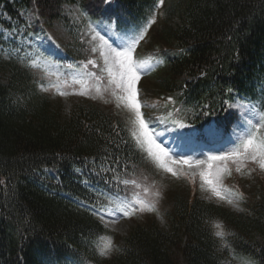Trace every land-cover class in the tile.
I'll return each mask as SVG.
<instances>
[{"label": "trees", "instance_id": "1", "mask_svg": "<svg viewBox=\"0 0 264 264\" xmlns=\"http://www.w3.org/2000/svg\"><path fill=\"white\" fill-rule=\"evenodd\" d=\"M155 2L0 0V264H264V174L231 172L240 210L206 201L191 186L171 187L160 205L165 227L145 216L125 235L110 233L95 207L131 177L154 192L158 173L108 109L81 101L63 115L24 56L3 57L19 38L60 21L69 41L57 43L56 57L84 60L86 22L135 29ZM65 4H76L82 20L69 23ZM152 40L160 56L149 81L156 122L224 135L239 118L234 102L264 106V0H167ZM105 234L116 248L101 258L94 247Z\"/></svg>", "mask_w": 264, "mask_h": 264}, {"label": "rangeland", "instance_id": "2", "mask_svg": "<svg viewBox=\"0 0 264 264\" xmlns=\"http://www.w3.org/2000/svg\"><path fill=\"white\" fill-rule=\"evenodd\" d=\"M65 11L75 20L80 17L76 6L67 5ZM27 21L31 22L29 15ZM150 22L151 27L145 33L156 35L160 29L159 17L155 18L153 14ZM107 30V28L97 29L93 26H89L85 30L89 38L85 37L84 41L91 49V63H81V67L70 72L64 69L59 70L57 64L50 62L41 54L34 55L32 61L42 66L41 77L44 79L45 85L43 89L41 88L42 91L48 93L55 104L60 105L63 115H67L81 101L90 100L121 119L136 143L154 163V170L159 174V177H156L158 184L166 185L165 188L169 186L163 201L169 199L171 187L176 191H181L179 189L188 190L191 186L204 200L231 209H239L241 198L237 188L232 185L234 177L231 172L234 170L245 179L246 177L251 178L253 173L261 176L264 174V168L260 167V163L264 162V109H258L257 106L249 102H236L233 107L238 112L239 121L232 126L228 135L220 138V141L218 139L215 143H207L194 138L183 139L177 133H172L167 129L158 130L157 124L150 121L148 117V110H151V107L158 101L154 95L149 94V75L144 77L143 89L139 88L141 76L153 64L149 59L140 61L137 58V52L140 51V56L144 58L151 54L152 49L146 46L144 40L139 41L140 44L137 45L136 38L140 35H124L123 41L118 42L115 35ZM48 35L57 43L68 40L60 22H55L49 28ZM133 41L135 44L132 51V62L137 66L135 70L139 77L133 88L139 112L132 106L131 90L128 87L127 77L124 75L125 68L111 54L113 49L124 51L125 48L132 45ZM42 43L41 40L37 44ZM33 45H36V41L33 42ZM43 49H47V46L44 45ZM101 61L102 64H100ZM141 120L144 121L143 127L140 124ZM213 135L216 134L211 129H207V140L211 139ZM149 137L151 141L165 150L166 157L159 154L158 150L150 143ZM249 141L252 143L249 144ZM253 156L256 157L255 160L252 159ZM214 157H227V159L214 160L212 159ZM185 159L193 163L185 165L182 163ZM195 161L201 163L197 165ZM168 168L172 169L175 174L173 171H168ZM202 172L205 173V178L201 177ZM210 180L216 181L215 188L218 189L219 195L213 191V184L207 182ZM158 184L156 183L157 187ZM154 196L155 194L150 191L141 193V189H137V193L131 197L106 200L103 204L105 206L98 211L100 220L117 235H125L133 225L143 220L140 219V213H148L150 217H157V213L153 214ZM125 210L129 211V215L123 214ZM154 210L158 211L156 208ZM156 220L161 226H166L163 217L158 216ZM95 245L100 255L112 253L116 248L114 241L109 236L99 237ZM236 261L249 262L245 258L236 259Z\"/></svg>", "mask_w": 264, "mask_h": 264}, {"label": "snow or ice", "instance_id": "3", "mask_svg": "<svg viewBox=\"0 0 264 264\" xmlns=\"http://www.w3.org/2000/svg\"><path fill=\"white\" fill-rule=\"evenodd\" d=\"M134 44H135V41L132 42V45H130L127 48H125L124 51H116L115 49H113L111 54L113 55L114 59L119 60L120 63H121V66L125 68L124 75H126V77H127L128 87L131 90V96H132V100H133V105L132 106L136 108L137 112H139V105L135 103V95H136V93H135V90L133 88V85H134L135 81L139 78L137 73H136V70H135L137 66L132 62V51H133ZM105 59H107V57H105ZM89 63H91V61H89ZM140 124L143 127L144 121L141 120ZM149 141L158 150L160 155L165 156V157L167 156V153L165 152V150L163 148H161L159 145H156L154 141H151L150 137H149ZM248 143L251 144L252 141H249ZM212 159H214V160H224V159H227V157H214ZM252 159L255 160L256 157L253 156ZM182 163L185 164V165H191L193 162L190 161V160L185 159V160L182 161ZM195 163L198 165L201 162L200 161H195ZM162 166L167 167L166 165H162ZM260 167L264 168V162L260 163ZM167 170L168 171H173L170 168H168ZM173 174H175L174 171H173ZM201 177L205 178V173L202 172L201 173ZM207 182H210V183L213 184V191H215L216 194L219 195L218 189L215 188L216 181L210 180V181H207ZM123 214L125 216H127V215H129V211L125 210ZM216 227L220 228V225L217 224ZM216 235L217 236H221V235H223V233L222 232H217Z\"/></svg>", "mask_w": 264, "mask_h": 264}]
</instances>
